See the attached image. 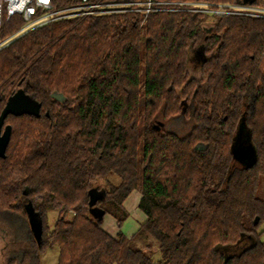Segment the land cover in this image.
<instances>
[{"label": "trees", "instance_id": "16d2710c", "mask_svg": "<svg viewBox=\"0 0 264 264\" xmlns=\"http://www.w3.org/2000/svg\"><path fill=\"white\" fill-rule=\"evenodd\" d=\"M240 1L153 0L147 17L64 18L0 52V116L20 90L41 105L39 115L5 120L12 128L0 157L6 264H42L53 246L57 264H264V18L211 21L208 14L157 10L162 2ZM80 2L53 5L61 11ZM251 5L264 7V0ZM3 15L0 41L25 24L20 15ZM174 119L190 122L185 135L160 126ZM243 122L257 151L249 168L234 167L232 153ZM112 174L120 183L101 186ZM93 189L105 193L93 208L111 214L120 230L130 216L124 203L141 190L147 220L131 239L122 231L113 237L91 215ZM52 210L58 219L51 229ZM142 236L158 242L161 260L149 247L129 246Z\"/></svg>", "mask_w": 264, "mask_h": 264}, {"label": "built area", "instance_id": "2783aa9c", "mask_svg": "<svg viewBox=\"0 0 264 264\" xmlns=\"http://www.w3.org/2000/svg\"><path fill=\"white\" fill-rule=\"evenodd\" d=\"M0 18L5 12L8 20L16 15L23 18L24 26L18 32L0 41V52L29 32L64 18L104 16L133 11H143L146 17L154 10L153 0L143 2L105 3L100 0H81L80 4L56 11L53 0H0ZM161 11L203 13L212 17L228 14L248 15L264 18V7L252 6L250 3L228 5L207 2H162L158 3ZM163 6V7H162Z\"/></svg>", "mask_w": 264, "mask_h": 264}, {"label": "rangeland", "instance_id": "374dc122", "mask_svg": "<svg viewBox=\"0 0 264 264\" xmlns=\"http://www.w3.org/2000/svg\"><path fill=\"white\" fill-rule=\"evenodd\" d=\"M243 1L244 0H241L239 4H241ZM3 17L4 15H2L0 18V26L2 25ZM213 18L214 17L210 16L211 21L213 20ZM189 65L192 69L195 68V66H192L191 62ZM198 70L199 69L197 65V67L195 68V72H194L196 75L198 74ZM184 120H185L184 124H182V121H177V120L175 121L174 119V120H169L164 123H161L160 126L163 127L167 131H173L183 136L188 132L187 130H184V129H187L186 126L188 123L190 124V122H188L187 119H184ZM235 166L243 167V165H241L237 160H235L234 162V167ZM119 183H120V178L112 174L107 179L103 180V182L101 183V186L106 188L107 185L109 184L117 185ZM140 193H141V190L134 192L125 202L124 207L128 211V213H130L129 214L130 216L124 223L123 228L121 230L117 226V220L111 214L101 216L100 209L92 208L91 215L95 219H101L107 230L109 231L112 230L116 233L115 236H117L118 233L122 231L127 236L128 239H131L132 238L131 236L137 231L138 224H140V222H143L146 217V214L143 213L139 208ZM258 196L264 200V178L261 181ZM57 219H58V211H55V210L50 211L48 215V225L51 229L56 224ZM38 222L39 220L37 218V215L35 213L31 214L29 223L34 229L38 226ZM260 232H263L261 240L264 243V223L260 227ZM7 241L8 239L3 238L2 234L0 233V264H6V261H5L6 249L8 248ZM158 245H159L158 242L154 240L153 238H148L144 236L139 237L138 239L132 241L129 244V246L133 248L146 249L147 247H149L147 249V252L156 262L162 259L161 253L158 249ZM58 258H59V248L58 246H53L45 255L41 257L42 264H57Z\"/></svg>", "mask_w": 264, "mask_h": 264}, {"label": "water", "instance_id": "95a60500", "mask_svg": "<svg viewBox=\"0 0 264 264\" xmlns=\"http://www.w3.org/2000/svg\"><path fill=\"white\" fill-rule=\"evenodd\" d=\"M252 0H244L242 3L251 4ZM53 98L65 102L66 98L62 94H53ZM41 111V105L32 100L29 96L25 94L24 91H18L14 96H12L4 111L0 116V157H6L7 148L11 139L12 128L11 126H7L4 128L5 120L10 114L14 115H23V114H34L39 115ZM232 153L234 155V159L237 160L243 167L249 168L252 167L257 161V151L254 147L251 140V133L246 128V126L241 124L237 135L234 139V143L232 146ZM91 195V203L90 206L93 208L99 200H102L105 196L103 190L93 189L90 193ZM31 206V205H30ZM33 214V211L30 215ZM101 216L103 214L100 211ZM38 218V217H37ZM260 221L259 218H256L255 224H258ZM35 232V236L37 241L41 239V227L38 222V226L33 229Z\"/></svg>", "mask_w": 264, "mask_h": 264}, {"label": "crops", "instance_id": "0c3cea01", "mask_svg": "<svg viewBox=\"0 0 264 264\" xmlns=\"http://www.w3.org/2000/svg\"><path fill=\"white\" fill-rule=\"evenodd\" d=\"M202 55H203V53H202V51L201 50H199V51H197V53H196V55H195V59L197 60V61H201L202 60ZM136 191H138V190H136ZM136 191H134V192H136ZM133 192V193H134ZM132 193V194H133ZM131 194V195H132ZM130 195V196H131ZM141 198H142V193H140V201H141ZM127 201V200H126ZM125 204V203H124ZM130 214V213H129ZM146 220H147V216L145 217V220L143 221V222H140V224H138V228H137V231H136V233L140 230V228H141V226H142V224H144L145 222H146ZM103 228L109 233V234H111L113 237H118V235L117 236H115L116 235V233L114 232V231H112V230H107L106 228H105V226H104V223H103ZM136 233H134L131 237H133ZM119 234V233H118Z\"/></svg>", "mask_w": 264, "mask_h": 264}]
</instances>
